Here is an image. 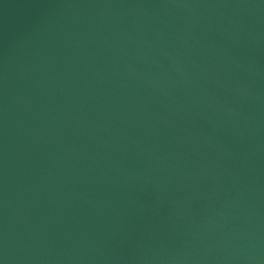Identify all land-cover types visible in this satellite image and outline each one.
<instances>
[{
  "label": "water",
  "instance_id": "water-1",
  "mask_svg": "<svg viewBox=\"0 0 264 264\" xmlns=\"http://www.w3.org/2000/svg\"><path fill=\"white\" fill-rule=\"evenodd\" d=\"M0 264H264V0H0Z\"/></svg>",
  "mask_w": 264,
  "mask_h": 264
}]
</instances>
